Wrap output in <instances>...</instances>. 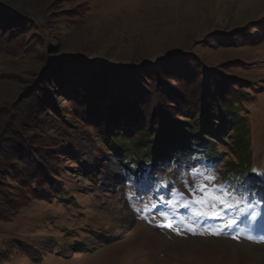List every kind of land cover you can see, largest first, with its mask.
Segmentation results:
<instances>
[{"label": "rangeland", "instance_id": "1", "mask_svg": "<svg viewBox=\"0 0 264 264\" xmlns=\"http://www.w3.org/2000/svg\"><path fill=\"white\" fill-rule=\"evenodd\" d=\"M14 13L23 16L28 31L23 38L20 31L13 37L20 52L0 53V137L9 121L19 120L14 118L18 104L21 110L26 106L22 100L39 84L44 62L81 55L107 66L139 67L111 81L130 98L142 97L144 108L153 100L149 91L156 83L164 105L179 94L193 98L196 88L186 76L199 68L250 85L235 108L244 118L242 132L252 159L241 179L224 178L221 170L239 158L228 126L223 139L210 138L220 155L214 165L188 137L152 168L125 147L128 164L139 175L146 172V178L133 172L124 176L108 146L85 122V109H79L80 116L74 113L64 93L70 84L54 83L58 110L52 122L60 131L47 132L60 141L64 194L51 199L29 194L9 219L0 218V264H264V0H0L1 20ZM2 25L0 41L7 24ZM245 37L262 38L246 43ZM135 78L139 83H128ZM142 82L141 96L137 87ZM193 169L197 179L212 172L217 183L249 193L254 204L249 212L260 213L251 222L254 240L246 238L248 213L238 217L240 238L233 239L235 229L219 236L193 235L183 218L204 225L198 231L218 221L199 220L190 208L157 209L167 200H180L170 195L173 187L188 196L183 181L191 184ZM251 170H256L253 175Z\"/></svg>", "mask_w": 264, "mask_h": 264}, {"label": "trees", "instance_id": "2", "mask_svg": "<svg viewBox=\"0 0 264 264\" xmlns=\"http://www.w3.org/2000/svg\"><path fill=\"white\" fill-rule=\"evenodd\" d=\"M1 19L0 17V26L7 25L3 27L0 53L20 52V46H15L13 37L18 35V31L24 37V33L28 31L23 25L26 20H23V16L17 17L15 13ZM226 35L227 33L224 34ZM231 37L230 35L229 39ZM261 38L245 37V41L255 43ZM146 64L149 63L145 62L142 67ZM199 69L189 71L186 76V80L196 88L193 98L179 94L175 101L164 105L158 100L161 86L156 83L151 92L149 91L153 100L144 108L142 97L130 98L126 91H120L111 81V76L118 73L124 75L129 71V75H133L139 67L107 66L96 59L81 55L45 61L39 84L22 100L27 101L26 106L21 110L18 104V113L14 118L19 120L9 121L0 137V218L9 219L15 213L14 207L17 208L27 200L29 194L40 199H51L64 194L59 180L60 141L47 132L51 129L54 132L60 131L57 124L52 122L58 110L52 100L55 93L54 83L58 87L66 82L70 84V91L66 89L64 93L69 97L74 113L80 116L79 109H85V122L94 128L108 146L124 176L128 172L136 175L140 172L128 164L130 158H124L122 151L125 147L133 149V154L142 163L146 160L153 163L152 168L160 164L157 160H162L166 153L168 155L170 149H181L188 137L194 142L197 153L214 165V162L219 161L220 155L210 138L223 139L228 126H232L233 150L239 158L236 162L229 160L231 168L221 172L225 179H241L243 172L250 168L252 154L242 132L244 118L236 112L235 105L244 99V87L250 85L240 82L238 78L224 76L217 70ZM59 73H62L61 78ZM139 80L135 78L128 83H139ZM120 82L122 83L121 80ZM144 84L142 82L137 87L140 92L138 95L142 96ZM90 93L93 94L91 97ZM115 93L119 96H115ZM108 98L110 100L106 104L105 100ZM145 173H140V178H146ZM249 173L253 175L254 170ZM8 177L14 184L7 182Z\"/></svg>", "mask_w": 264, "mask_h": 264}, {"label": "snow or ice", "instance_id": "3", "mask_svg": "<svg viewBox=\"0 0 264 264\" xmlns=\"http://www.w3.org/2000/svg\"><path fill=\"white\" fill-rule=\"evenodd\" d=\"M256 171V170H254ZM192 182L189 184L188 180H184V186L188 190V196L179 192L178 189L173 187L170 195L180 197V200L173 201L167 200L166 203L169 207L175 208L185 207L190 208L193 216L199 220H216L218 223L208 225L204 231H198V228L204 225H197L195 221H189L183 218L185 227L193 235H223L229 229H235V234L232 235L233 239L240 238L241 229L237 226L240 224L239 216L248 213L246 220L249 221V234L246 236L249 240H254L255 237L250 234L251 222H255L260 218V213L255 211L249 212V209H254V204L248 200V192L237 189L235 185H226L224 182H216V175L209 172L207 175L200 173L203 179L196 178V170H191ZM260 175V173H257ZM243 188V183L241 184ZM259 202V201H258ZM235 209L232 215L228 213ZM166 215V213H161ZM172 227L171 224L167 225ZM264 241V235L260 237Z\"/></svg>", "mask_w": 264, "mask_h": 264}]
</instances>
